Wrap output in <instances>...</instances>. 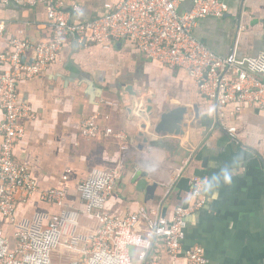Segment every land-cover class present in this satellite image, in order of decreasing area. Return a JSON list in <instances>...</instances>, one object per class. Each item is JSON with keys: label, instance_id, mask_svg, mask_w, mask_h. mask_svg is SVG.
Here are the masks:
<instances>
[{"label": "crops", "instance_id": "crops-1", "mask_svg": "<svg viewBox=\"0 0 264 264\" xmlns=\"http://www.w3.org/2000/svg\"><path fill=\"white\" fill-rule=\"evenodd\" d=\"M59 1L71 11L73 21L82 22L106 14L119 0ZM177 1L179 13L190 10L189 0ZM221 1L229 7L227 15L200 20L194 37L224 58L242 60L263 54L264 0ZM0 21L7 26L0 34V53L8 50L13 36L38 43L51 35L43 5L0 0ZM33 55L28 53L25 59L31 61ZM128 88L136 97L150 99L157 114L185 107L184 135L163 134L142 144L138 133L153 135L140 129L139 119L129 118ZM18 90L33 105L36 118L27 122L17 159L30 169L39 193L17 204L14 223L0 217L6 235L12 237L37 217L47 223L52 215L70 211L77 250L61 246L53 259L56 264L78 259L84 238L96 226L81 212L79 182L114 169L121 170V179L129 171L143 170L158 184L154 197L128 193L120 179L106 203L112 213H133L148 204L170 214L176 206L195 200L194 181L199 178L205 203L187 218L183 248L202 246L207 264H264V113L257 108L205 101L183 71L152 63L127 43L104 47L81 43L73 36L48 72L24 78ZM2 116L0 107V120ZM92 116L102 127L125 134L132 141L131 151L124 153L123 141L114 137H84L81 124ZM230 127L237 128V141L231 138ZM51 189L66 192L65 206L41 199L40 191ZM136 229L144 233L145 224ZM154 251L164 264H172L162 239L156 240Z\"/></svg>", "mask_w": 264, "mask_h": 264}, {"label": "built area", "instance_id": "built-area-1", "mask_svg": "<svg viewBox=\"0 0 264 264\" xmlns=\"http://www.w3.org/2000/svg\"><path fill=\"white\" fill-rule=\"evenodd\" d=\"M28 6L43 5L51 26L48 39L38 43L13 36L8 50L0 53V217L12 224L19 202H27L39 193L38 185L27 165L17 159L19 144L27 135V122L36 118L33 105L22 99L18 84L50 70L64 53L70 37L81 43H96L110 47L122 41L143 54L152 63L169 70L187 74L205 101L220 105L257 108L264 113V53L258 57L236 59L221 57L194 37L200 20L207 17L224 18L228 5L221 0H189V11L179 13L177 0H119L110 10L98 17L76 22L71 11L59 0H1ZM79 10V5L74 6ZM7 26L0 21V34ZM36 53L31 63L26 54ZM223 117V113H219ZM107 119L106 116H104ZM237 141V128L228 129ZM81 134L88 139L114 137L123 141L124 153L131 151L132 141L111 127H102L96 116L85 119ZM121 170L87 177L79 182L77 191L82 203L81 212L93 219L96 226L84 238L78 259L66 264H164L155 257L154 245L162 239L172 264H207L208 258L200 245L183 248L188 216L205 203L204 183L194 181L195 200L188 206H176L163 214L156 206L143 204L129 214H114L106 203L114 185L121 179ZM46 202L65 206L66 192L60 189L40 191ZM42 217L17 230L12 237L0 227V264H56L53 255L61 246L77 250L70 211ZM145 224V232L136 227ZM130 246L135 252L130 253Z\"/></svg>", "mask_w": 264, "mask_h": 264}, {"label": "water", "instance_id": "water-1", "mask_svg": "<svg viewBox=\"0 0 264 264\" xmlns=\"http://www.w3.org/2000/svg\"><path fill=\"white\" fill-rule=\"evenodd\" d=\"M122 42V41H120ZM36 57L34 53L31 61H24L31 63ZM129 105L125 108L130 119L137 118L140 120L139 127L141 130L149 131L153 136H147L145 133H138L137 137L142 144L148 145L150 141H156L160 135L167 134L170 136L180 137L184 135V120L188 110L185 107H175L171 110H166L156 113L155 107L151 104L150 99L143 100L136 97L135 93L128 88ZM199 116V110L196 109V117ZM122 184L128 190V193L141 192L146 193L147 199L154 197L155 190L158 187L149 178V173L143 170L129 171L121 179ZM131 255L134 254V246H130Z\"/></svg>", "mask_w": 264, "mask_h": 264}]
</instances>
